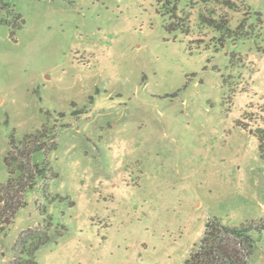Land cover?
Wrapping results in <instances>:
<instances>
[{
    "label": "rangeland",
    "instance_id": "obj_1",
    "mask_svg": "<svg viewBox=\"0 0 264 264\" xmlns=\"http://www.w3.org/2000/svg\"><path fill=\"white\" fill-rule=\"evenodd\" d=\"M8 1L26 23L15 38L0 24V207L27 205L0 235V264L21 233L45 232L38 264H184L214 217L264 224V154L240 124L264 132V0H184L185 31L165 28L166 0ZM204 9L245 35L220 40ZM13 131L48 152L14 150L7 166ZM41 132L54 135L35 143ZM45 158L58 176L35 177ZM10 171L34 186L6 191ZM255 239L248 264H264Z\"/></svg>",
    "mask_w": 264,
    "mask_h": 264
},
{
    "label": "trees",
    "instance_id": "obj_2",
    "mask_svg": "<svg viewBox=\"0 0 264 264\" xmlns=\"http://www.w3.org/2000/svg\"><path fill=\"white\" fill-rule=\"evenodd\" d=\"M192 1L193 0H188L190 3ZM182 2H184V0H166L165 4H163L161 7L162 14L170 15L173 20L171 24L165 27L167 30L173 31L178 28L184 31L189 30L192 13H184L183 8L181 7ZM206 12H209L210 14L206 15ZM213 14V9H204V12L201 11L200 13V17H202L201 21L220 33V40L225 38L239 39L245 35V33L239 31L244 27L243 25L232 30L229 25V21L225 20L222 15H219L217 19H213L211 18ZM25 23L26 20L24 16L16 9L15 5H13L8 0H0V24L7 25L9 27L10 36L12 38H15L17 32L23 27ZM261 110L264 111V103L261 106ZM251 118L252 117L249 119L250 121L253 120ZM261 118L262 116H260V118L255 117V120ZM240 124L244 128L254 132L257 135L260 149L264 154V132L259 130L253 131L249 126L250 124L247 122L241 121ZM49 134L47 135L45 132H41V135L34 137L36 138L35 143L36 141L42 142V140L45 138L50 139L51 136ZM24 141L25 138L23 142ZM10 145L11 151L5 158V162L9 167H11V160L15 157L14 150H17L20 155L22 154L27 158L30 157V155L35 151L40 150L48 152L44 149L43 145L33 148L32 151L27 149L23 150L20 146V143L15 141V131H13L10 135ZM51 148H56V145L53 144ZM51 148L49 147L48 150ZM34 168L35 177L47 178L48 172H53L54 177L58 176V174L53 171V168L51 167L47 158H45L40 164L35 163ZM10 174L12 176L4 185L6 191L8 189L13 190L17 187L23 194L26 189L32 188L35 184V177H32L28 174L18 179L13 176L15 172L10 171ZM1 202L0 235L6 233L8 227L13 222L16 211L27 205V202L23 199L14 200L1 197ZM48 225H52V223L48 222ZM263 232L264 224H250L248 226L229 227L224 225L220 218L214 217L211 221L207 222L199 247L190 253L184 264H248V258L253 253V249L255 247V237L257 235H261ZM224 233L232 235L235 239L239 240V242L242 244V249L240 250L237 247H233L232 245L225 243L222 238V234ZM49 240L50 235H48L47 232L36 238L32 237L30 239L25 237L24 233H21L18 242L22 245V249L16 255L14 264H38L36 253L39 248Z\"/></svg>",
    "mask_w": 264,
    "mask_h": 264
}]
</instances>
